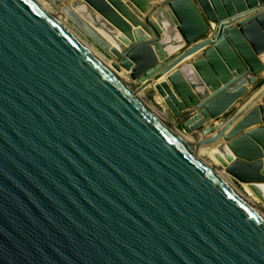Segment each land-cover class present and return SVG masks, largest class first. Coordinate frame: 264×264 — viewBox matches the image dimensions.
<instances>
[{"label": "water", "instance_id": "95a60500", "mask_svg": "<svg viewBox=\"0 0 264 264\" xmlns=\"http://www.w3.org/2000/svg\"><path fill=\"white\" fill-rule=\"evenodd\" d=\"M47 2L0 0V264H264V0Z\"/></svg>", "mask_w": 264, "mask_h": 264}, {"label": "bare ground", "instance_id": "6f19581e", "mask_svg": "<svg viewBox=\"0 0 264 264\" xmlns=\"http://www.w3.org/2000/svg\"><path fill=\"white\" fill-rule=\"evenodd\" d=\"M40 4H42L49 12H51V14H53L55 17H57L58 19H60L64 24H67L69 23L68 19H67V16L65 15V12L64 10L61 11V12H55L53 8H50V5H47L44 1H41V0H37ZM67 1H70V0H67ZM72 1V0H71ZM63 18H66V22L63 21ZM82 38V40H84V36H82L81 34H79ZM80 38V37H79ZM88 45V44H87ZM94 44H89V46H92L91 47V50L98 56H100L105 62H107L109 65L112 64V60H109L107 58H103L102 56L104 54H102L101 52H99V49H97L95 47V45L93 46ZM105 56V55H104ZM263 57V56H262ZM262 59V58H261ZM122 76L124 78H130L129 76V73L128 72H123L122 73ZM148 88H153V86H150ZM147 88V89H148ZM145 90L141 91L139 93L140 97L142 98V94ZM158 100V98H157ZM159 101L162 103L163 101L159 98ZM148 103V101H147ZM149 104V103H148ZM163 104V103H162ZM152 106V105H151ZM153 107V106H152ZM161 115V114H160ZM188 141H190L192 144L194 145H197V141H195L192 137L190 136H186L185 137ZM220 143V142H219ZM214 146H210V145H206V146H200L198 148V151H197V154L198 156H200V158L202 159H206V161L208 163H210L211 165H216L215 162L211 161L209 159V154H210V151L213 149ZM210 160V161H209ZM223 175V177L229 181L232 186L234 187L233 185V182H231L230 178L223 172L221 173ZM235 182V181H234ZM243 188L245 189V195L243 193H241L240 191H238L235 187L234 189L238 192V194H240L242 196V199L248 203L251 207H253V209L259 213L261 215V217L264 218V183H251V184H247V183H241Z\"/></svg>", "mask_w": 264, "mask_h": 264}, {"label": "rangeland", "instance_id": "374dc122", "mask_svg": "<svg viewBox=\"0 0 264 264\" xmlns=\"http://www.w3.org/2000/svg\"><path fill=\"white\" fill-rule=\"evenodd\" d=\"M41 1H44L47 5H50L48 2H47V0H41ZM50 8H52L51 6H50ZM63 21L64 22H66L67 20H66V18H63ZM68 25L70 26L71 24L70 23H68ZM72 28V27H71ZM75 33L78 35V36H80L79 35V33L77 32V31H75ZM80 38H82L81 36H80ZM86 44H93V42L91 41V40H88L87 38H85L84 40H83ZM94 46V45H93ZM90 47H92V46H90ZM97 49H99L97 46H95ZM99 52H101L102 54H103V52L101 51V49H99ZM103 58H107L106 56H102ZM108 59V58H107ZM262 61L264 62V56L262 57ZM264 83V74H263V76H261V78H260V80H259V82L257 83V85L254 87V89L255 88H258L260 85H262ZM142 98L147 102L148 101V103L150 104V105H152L153 106V108H155L158 112H160V113H162V114H164L165 113V107H164V104H162L160 101H159V97H158V95L156 94V92H155V90L153 89V88H148V89H146L144 92H143V94H142ZM157 98H158V100H157ZM210 161V160H209ZM212 161V160H211ZM233 185H234V187L238 190V191H240L241 193H243L244 195H245V189L243 188V186H242V184L241 183H239V182H237V181H235L234 182V180H233Z\"/></svg>", "mask_w": 264, "mask_h": 264}, {"label": "crops", "instance_id": "0c3cea01", "mask_svg": "<svg viewBox=\"0 0 264 264\" xmlns=\"http://www.w3.org/2000/svg\"><path fill=\"white\" fill-rule=\"evenodd\" d=\"M259 80H260V79H259ZM260 86H261V85H260ZM260 86H259V87H260Z\"/></svg>", "mask_w": 264, "mask_h": 264}]
</instances>
